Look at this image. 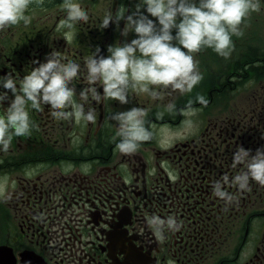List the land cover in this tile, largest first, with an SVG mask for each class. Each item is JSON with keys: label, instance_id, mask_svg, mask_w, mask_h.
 <instances>
[{"label": "flooded vegetation", "instance_id": "obj_1", "mask_svg": "<svg viewBox=\"0 0 264 264\" xmlns=\"http://www.w3.org/2000/svg\"><path fill=\"white\" fill-rule=\"evenodd\" d=\"M79 2L89 20L66 38V30L57 31L62 0L33 5L28 26L0 31V76L19 82L57 51L81 65L72 82L79 101L87 87L84 61L97 48L106 56L109 45L134 38L122 35L124 21L103 29L100 21L121 6L131 14L139 0ZM258 3L264 9V0ZM262 27L259 11L250 12L227 58L211 48L194 53L202 80L191 93L130 94L126 105L89 99L85 108L96 110L95 124L58 121L47 106L30 109L31 134L0 151V180L8 178L0 195V264H264V186L249 181L241 192L225 184L235 196L227 205L213 194L217 181L243 170L233 165L238 146L253 153L264 148ZM198 95L207 104L194 103L191 127L168 113L169 103L179 110ZM134 106L147 109L156 135L125 156L115 148L117 126L107 117ZM6 108L0 103V115ZM153 216L175 218L179 230L165 226L160 239L148 223Z\"/></svg>", "mask_w": 264, "mask_h": 264}, {"label": "clouds", "instance_id": "obj_2", "mask_svg": "<svg viewBox=\"0 0 264 264\" xmlns=\"http://www.w3.org/2000/svg\"><path fill=\"white\" fill-rule=\"evenodd\" d=\"M43 4L44 0H0V31L21 23L28 26L30 7ZM61 9L65 17L59 21L57 31L66 30L65 38L76 24L89 20L79 0H62ZM128 11L124 6L115 13L108 10L100 21L102 29L110 23L119 27L124 21L122 35L127 38L132 33L134 38L109 45L106 56L99 54L97 48L84 61L87 87L78 93L79 101L72 82L80 75L81 65L66 60L57 51L51 52L44 62H37L38 66L31 68L19 82L11 74L0 76V103L7 104L5 114L0 115V151L7 152L14 137L31 134L35 125L30 109L38 111L47 106L58 121L95 124L96 110L85 108L89 99L126 105L130 94L159 99L163 91L191 93L202 80L193 54L201 48H211L227 58L232 36L240 34V26L250 12L259 11V3L258 0H139L135 10L126 15ZM194 103L206 105L207 100L198 95L195 101L189 100L179 110L174 103L166 107L169 114L185 118L182 125L191 127L190 118L197 114ZM156 115L163 120V113ZM147 116V109L140 106L109 113L107 119L117 126L115 148L119 153L130 156L142 143L153 140L156 132L148 125ZM165 129L172 132L169 126L161 125V131ZM232 159L233 165H243V170L231 181L225 175L213 185V194L226 205L231 204L235 196L223 190L225 184L230 182L241 192L249 190V181L264 186V148H257L253 153L251 149L238 146ZM7 186L5 177L0 180V195ZM148 223L160 239H163L165 226L179 230L173 217L165 221L153 216Z\"/></svg>", "mask_w": 264, "mask_h": 264}, {"label": "rangeland", "instance_id": "obj_3", "mask_svg": "<svg viewBox=\"0 0 264 264\" xmlns=\"http://www.w3.org/2000/svg\"><path fill=\"white\" fill-rule=\"evenodd\" d=\"M259 7V24H264V9H262V4ZM263 31L261 34L264 35V27H262Z\"/></svg>", "mask_w": 264, "mask_h": 264}]
</instances>
